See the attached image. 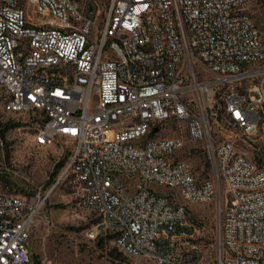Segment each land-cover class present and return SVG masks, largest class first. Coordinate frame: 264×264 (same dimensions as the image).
Segmentation results:
<instances>
[{"label":"built area","instance_id":"built-area-1","mask_svg":"<svg viewBox=\"0 0 264 264\" xmlns=\"http://www.w3.org/2000/svg\"><path fill=\"white\" fill-rule=\"evenodd\" d=\"M253 1L0 0L1 110L38 113L34 146H68L50 188L72 175L81 207L99 219L90 238L112 235L126 256L152 264H197L186 207L157 188L195 203H211L221 189L216 264H264V166L236 149L233 133L215 143L206 110L214 90L227 86L218 128L247 138L257 129L263 83L235 89L264 81ZM26 6L42 20L28 17ZM196 64L213 79L199 80ZM167 122L205 143L212 177L197 178L180 157L183 138L162 136ZM224 194L232 195L229 206ZM32 197L23 224L0 226V264H46L26 246L48 196ZM16 203L20 197L0 191L1 213H16Z\"/></svg>","mask_w":264,"mask_h":264},{"label":"rangeland","instance_id":"rangeland-1","mask_svg":"<svg viewBox=\"0 0 264 264\" xmlns=\"http://www.w3.org/2000/svg\"><path fill=\"white\" fill-rule=\"evenodd\" d=\"M264 0H254L249 11L261 32H264ZM27 16L32 20H42L33 6L25 7ZM198 78L201 81L213 79V75L203 66L195 65ZM262 77L245 80L235 86L239 92H246L261 85ZM227 86L214 90V98L206 106L210 134L214 142L232 138L236 135L235 147L252 158L258 166H264V105L258 109L259 122L256 131L248 138L243 130L233 126H218L223 121L222 96ZM252 95H256L253 93ZM0 99V129L4 124L18 123L4 132L0 138V191L24 196L29 201L37 191L47 192V199L41 212L35 217L34 224L26 246L30 256L43 260L46 264H152L144 258H131L118 250L113 239L101 232L90 238L88 231L99 219L79 203L78 190L72 175L59 181L50 188L61 173L51 178L54 164L64 159L66 154H60V149L67 145L57 143L51 147H37L32 143V136L40 125L38 113L12 114L1 110ZM193 107L196 104L193 103ZM214 113L216 117L213 116ZM162 136H180L184 147L180 157L187 160L199 179L213 176V162L209 157L204 142H192L184 125L167 122ZM246 141H242V139ZM2 180V181H1ZM7 180L9 187L5 186ZM164 193H174L177 201L186 207L187 220L193 227V242L199 246L200 258L197 264H216L219 255L218 228L220 222L221 189L211 203H195L185 200L178 191L168 187H158ZM227 206L232 200L231 194H224ZM115 260V261H114Z\"/></svg>","mask_w":264,"mask_h":264},{"label":"bare ground","instance_id":"bare-ground-1","mask_svg":"<svg viewBox=\"0 0 264 264\" xmlns=\"http://www.w3.org/2000/svg\"><path fill=\"white\" fill-rule=\"evenodd\" d=\"M11 196L21 198V203H16V213H1L0 212V226L2 223L5 225H21L28 217V211L32 209L33 198L29 201L25 200L24 196L19 194L10 193Z\"/></svg>","mask_w":264,"mask_h":264},{"label":"trees","instance_id":"trees-1","mask_svg":"<svg viewBox=\"0 0 264 264\" xmlns=\"http://www.w3.org/2000/svg\"><path fill=\"white\" fill-rule=\"evenodd\" d=\"M264 2V1H263ZM19 124L18 123H9V124H4V126L0 129V133H1V136H3L4 135V132L5 131H7L8 129H11V128H13V127H17ZM64 164H65V160L64 159H60V160H58L55 164H54V167H53V170H52V172H51V174H50V177L51 178H54L57 174H58V172H59V170H61L62 168H63V166H64ZM0 179H1V176H0ZM2 181V180H1ZM5 182H6V184H5V186H7V187H9V185H10V182H8L7 180H5ZM9 184V185H8ZM109 235V234H108ZM109 238L110 239H113L112 238V235H109ZM115 261V260H114ZM113 264H119V263H113Z\"/></svg>","mask_w":264,"mask_h":264},{"label":"water","instance_id":"water-1","mask_svg":"<svg viewBox=\"0 0 264 264\" xmlns=\"http://www.w3.org/2000/svg\"><path fill=\"white\" fill-rule=\"evenodd\" d=\"M156 131V128L154 129V132Z\"/></svg>","mask_w":264,"mask_h":264}]
</instances>
